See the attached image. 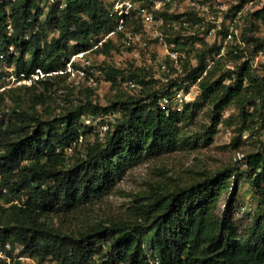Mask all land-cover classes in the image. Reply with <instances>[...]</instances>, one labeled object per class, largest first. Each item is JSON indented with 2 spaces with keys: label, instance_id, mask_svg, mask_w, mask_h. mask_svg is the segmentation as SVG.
<instances>
[{
  "label": "trees",
  "instance_id": "16d2710c",
  "mask_svg": "<svg viewBox=\"0 0 264 264\" xmlns=\"http://www.w3.org/2000/svg\"><path fill=\"white\" fill-rule=\"evenodd\" d=\"M41 1L0 0V66L3 61L10 65L16 62L19 78L37 73L49 77L62 70L71 56L93 51L108 55L116 49L112 36L99 44L118 26L113 3L55 0L44 8ZM259 14L264 20V12ZM42 16L46 18L41 24ZM185 17L194 19L197 14ZM131 19H125V30ZM223 26L221 43L232 35ZM47 28H53L57 35L49 39ZM144 29L140 21L133 31L138 34ZM125 30L117 35L124 37ZM175 38L173 50H188V43L180 36ZM233 40L232 36L227 52L216 58L220 53L216 39L200 50L197 65L191 67L188 60L185 65L187 77L198 82L200 98L210 107L211 135L230 107L239 110L244 131L255 126L264 129V66L254 67L253 59L247 56V51L254 56L264 50V42L251 37L244 43ZM182 60L181 55L178 62ZM141 70L132 76L147 84ZM170 81L174 82L171 89L121 100L122 117L106 139L88 144L83 152L77 153L82 138L94 129L86 124L85 116H96L98 111L110 114L111 108L88 101L91 114L80 106L50 120L34 107L14 111L9 122L0 119V201L5 198L4 189L13 196L7 199L8 207L0 206L1 244L11 241L19 244L22 254L58 264H90L95 258L102 264H264V151L246 155L240 164L246 167L257 206L245 232L232 213L233 207H243L236 202V183L242 174V167L236 166L206 170L173 187L158 183L151 193L135 200L137 204L127 217L101 220L77 233H68L47 220L49 216L84 212L112 195L129 169L190 144L185 124L196 114L197 105L186 103L180 110L172 105L163 107L162 96L178 85ZM45 83L39 78L32 88ZM34 104H43L42 94ZM225 195L231 199L220 211ZM0 264L8 263L2 260Z\"/></svg>",
  "mask_w": 264,
  "mask_h": 264
},
{
  "label": "rangeland",
  "instance_id": "374dc122",
  "mask_svg": "<svg viewBox=\"0 0 264 264\" xmlns=\"http://www.w3.org/2000/svg\"><path fill=\"white\" fill-rule=\"evenodd\" d=\"M105 1L113 3V0ZM136 1L144 5L146 12L154 14L153 22L149 23V27L142 32L134 34L133 30L144 19L141 15H134L128 30L124 28V37L117 34L112 36L116 49L108 55L93 51L85 53L83 57L71 56L62 70L54 72L49 77H43L42 73L36 74L32 77V83L20 82L22 78L20 79L15 72L16 62L10 65L3 61L0 66V72L3 73L0 79V93H3L0 100V119L9 122L14 111H31L34 107L44 119L50 120L60 115H67L80 106L85 107L86 114H91L88 101L99 107L111 108L110 114L102 111L94 113L99 120L94 129L87 131L82 138L77 153L83 152L88 144L106 139L108 132L122 117L123 112L118 104L121 100L128 96L139 98L154 91L168 89L172 83L170 80L173 79L178 85L172 90L169 89V95L180 92L184 95L183 104L197 105L196 114L185 124L190 144L183 150L151 159L129 169L118 182L112 195L86 208L84 212L60 218L49 216L47 220L56 226H61L68 233H77L80 229L101 220L111 222L127 217L132 205L136 203L135 200L139 199V196L151 193L158 183L173 187L192 181L203 171H216L227 166H236L242 167L241 178L236 183V202L243 207L235 210L233 207L232 213L233 219L245 232L251 224L257 206L256 196L248 183L246 167L240 164L246 155L264 151L262 146L264 129L255 126L251 131H244L245 125L239 110L230 107L224 112L223 122L216 127L215 134H209L210 107L200 98L198 82L187 77L188 70L185 65L187 60L191 67L197 65V55L200 50L211 46L216 39H218L217 49L220 48V55L227 52L228 46L230 47L232 43H228L229 38L223 43L220 42L224 35L221 32L223 24L232 31L236 42L244 43V40L250 37L264 42V20L259 14L264 12V0H252L246 3H242V0H194L201 6L200 9L193 6L192 0H164L159 9L153 7L152 0ZM54 2L55 0H42L40 4L41 7L47 8ZM238 7L242 8L237 10ZM191 12L196 13L197 17L194 19L185 17ZM45 18L46 16L40 18L41 24ZM137 19L140 21L136 22ZM165 21L168 22L167 26L164 24ZM182 21L187 22V26H181ZM46 30L49 39L57 35L53 28ZM157 33L164 37L163 42L158 38ZM175 36H180L182 42L188 43L189 47L179 54L182 55L183 60L178 63L167 59V50L172 51L176 46ZM129 37L132 38L130 45L127 44ZM247 53V56L253 59V55L248 51ZM220 55H216V58ZM28 58L29 55L25 57ZM229 64L234 66L232 62ZM253 64L254 67L264 66V51ZM163 65L167 68H163ZM138 68H142L141 73L144 74L147 84L139 82L137 76H132ZM38 78L45 79V85L32 88L33 81ZM41 94L43 104L35 105L37 96ZM3 193L5 198L0 201V206L8 207L10 203H7V199H13V196L7 189H4ZM230 199V195L223 197L219 204L220 211L229 205ZM18 246L19 244L11 243L13 264H18V261L21 264H58L52 259L41 262L30 255L28 259L21 260L19 255L22 254V249L17 250L20 248ZM90 264L102 263L100 259L95 258Z\"/></svg>",
  "mask_w": 264,
  "mask_h": 264
},
{
  "label": "built area",
  "instance_id": "2783aa9c",
  "mask_svg": "<svg viewBox=\"0 0 264 264\" xmlns=\"http://www.w3.org/2000/svg\"><path fill=\"white\" fill-rule=\"evenodd\" d=\"M140 1V0H139ZM153 1V7L159 9L162 7L164 0H152ZM193 6H196L198 9L201 8L200 5H197L196 2H194V0H192ZM113 14L116 15V19L118 21V26L115 30L111 31L109 34H107L100 42L99 44H102L107 38L114 36L116 34H118L119 31H123L125 28V19L127 17L131 18L134 15H141L144 19H142V23L144 28H148L149 23L153 22L154 20V14L151 12H146V10L144 9V5H141L138 1L136 0H113ZM184 26H187V22H183ZM141 35V34H140ZM158 38L163 42L164 41V37L160 34L157 33ZM232 37V35H229V39ZM132 41V38L129 37L127 44L130 45ZM165 45L167 46V44L165 43ZM264 50H261L259 53H257L256 55L253 56V62L254 60L259 58V54H262ZM168 56L171 57V59H173V61L177 62L179 61L181 55L180 52L175 51L172 49V51H168ZM85 54V52H81L79 54H77L76 56L79 57H83ZM221 53H219L218 55H220ZM221 56V55H220ZM76 58V57H75ZM213 63V61H211ZM208 65V67H210L211 65ZM163 68H167L166 65H163ZM168 71V69H166ZM38 75V73H37ZM36 76L32 75V77ZM32 77H22L21 81H30L32 83ZM39 79V78H38ZM38 79L33 81V84L35 83V81H37ZM183 98L184 95H182L180 92H177L175 95H164L161 98V105L163 107H167L169 105H172L173 107H176L178 110H180L183 106ZM99 118L97 116H93V115H87L85 116V122L88 125H92V126H96L97 122H98ZM17 248V247H16ZM21 249L18 248L17 250ZM12 251V247H11V243L8 242L5 245L0 243V261H6L8 264H13V259H12V254H10ZM9 253V254H8ZM30 256L28 254H20L19 255V259L23 260V259H28ZM155 264H158V261H155Z\"/></svg>",
  "mask_w": 264,
  "mask_h": 264
}]
</instances>
